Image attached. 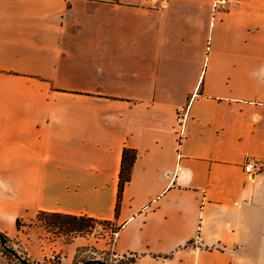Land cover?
<instances>
[{
  "label": "crops",
  "instance_id": "crops-1",
  "mask_svg": "<svg viewBox=\"0 0 264 264\" xmlns=\"http://www.w3.org/2000/svg\"><path fill=\"white\" fill-rule=\"evenodd\" d=\"M212 2L0 0L1 232L46 210L115 222L135 264H264V0Z\"/></svg>",
  "mask_w": 264,
  "mask_h": 264
},
{
  "label": "rangeland",
  "instance_id": "rangeland-1",
  "mask_svg": "<svg viewBox=\"0 0 264 264\" xmlns=\"http://www.w3.org/2000/svg\"><path fill=\"white\" fill-rule=\"evenodd\" d=\"M33 227L43 228L37 232V235L33 234L32 237L27 236L25 240L11 239V241L6 244H3L0 240V258H3L4 264H22L24 259H28L31 262L41 261L51 257L54 253L63 255V253L55 250L45 251V238L61 237V239L69 241L73 237L78 236L71 233L55 235L51 231H47L43 224L37 219L29 223V228ZM90 229L89 232H85L80 236L87 237L90 243L104 242L107 244V249L97 250L95 246L91 249L89 246L90 244L88 247L81 246L68 264H130V259L128 257L120 259L119 256L113 255L112 244L114 242V233L119 229V226L115 222L100 220L94 223L93 227ZM62 264H66L64 256Z\"/></svg>",
  "mask_w": 264,
  "mask_h": 264
},
{
  "label": "trees",
  "instance_id": "trees-1",
  "mask_svg": "<svg viewBox=\"0 0 264 264\" xmlns=\"http://www.w3.org/2000/svg\"><path fill=\"white\" fill-rule=\"evenodd\" d=\"M136 156L137 154L134 149L125 148L123 153V162H122V168L120 174L121 180L119 186V198L122 194L125 183L129 181L131 178L132 168ZM37 220L43 224V226L47 229V231H51L55 235L70 234V233L76 235H83V233L89 232L91 230L90 228L93 227L94 223L99 222L100 220L103 219H97L85 215H74L68 213L41 210L37 215ZM103 221H109V220H103ZM17 225L18 227L22 225L20 220L17 221ZM11 239L12 238H10L5 233L0 231V240L2 241L3 244L8 243L9 241H11ZM119 257L120 259H124L128 257L130 259V264H135L136 259L134 254H123V255H119Z\"/></svg>",
  "mask_w": 264,
  "mask_h": 264
},
{
  "label": "built area",
  "instance_id": "built-area-1",
  "mask_svg": "<svg viewBox=\"0 0 264 264\" xmlns=\"http://www.w3.org/2000/svg\"><path fill=\"white\" fill-rule=\"evenodd\" d=\"M238 0H213V12L217 11H225L229 9V7L236 3ZM189 115V108L188 106L179 107L177 109V122L180 126L179 132H178V140L182 141L185 136V127L188 120ZM244 170L247 174L251 176L257 175L260 171L264 169V161L260 158L249 156L245 160L243 164ZM118 230L114 233V240L115 236L117 234ZM21 259V258H20ZM19 259V260H20ZM33 260V259H32ZM63 262V255L59 253H54L51 255V257H48L45 260L31 262L30 260L24 259L22 261V264H62Z\"/></svg>",
  "mask_w": 264,
  "mask_h": 264
}]
</instances>
